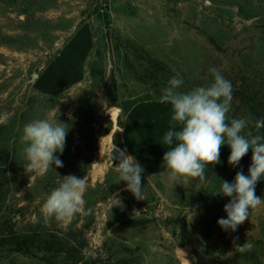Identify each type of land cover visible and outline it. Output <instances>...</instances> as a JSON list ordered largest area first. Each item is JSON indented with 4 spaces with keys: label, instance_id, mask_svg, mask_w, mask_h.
<instances>
[{
    "label": "rangeland",
    "instance_id": "obj_1",
    "mask_svg": "<svg viewBox=\"0 0 264 264\" xmlns=\"http://www.w3.org/2000/svg\"><path fill=\"white\" fill-rule=\"evenodd\" d=\"M83 23L94 35L85 77L46 94L39 75ZM150 59L165 67L161 95L172 77L187 92L218 70L232 84L228 120L244 115L248 103H264V0H0V264H183V255L195 264H264V204L235 232L217 223L231 198L214 193L251 164L230 165L227 144L203 180L173 184L166 167L144 170V200L119 181L115 157L128 154L117 131L111 158L107 111L121 97L153 91L141 83ZM37 119L67 125L55 153L63 167L28 170L22 130ZM67 175L87 178L91 212L45 219L42 205ZM255 194L264 199V179ZM234 237L253 249L237 252Z\"/></svg>",
    "mask_w": 264,
    "mask_h": 264
},
{
    "label": "clouds",
    "instance_id": "obj_2",
    "mask_svg": "<svg viewBox=\"0 0 264 264\" xmlns=\"http://www.w3.org/2000/svg\"><path fill=\"white\" fill-rule=\"evenodd\" d=\"M213 82L207 86H198L187 92L179 89L184 81L178 77L169 79L167 87L162 89L161 103L172 107L170 128L163 136V143L168 151L163 156V163L173 184L187 182L189 178H205L208 165L220 163L222 146L230 147L228 163L239 165L241 159L251 150V164L248 175L238 171L233 183L222 181L214 194L230 197L224 205L227 218L218 219V225L225 231L235 232L239 225L248 218L251 210L264 204V199L255 194L257 183L264 179V135L258 134L264 128V119L253 117L233 118L228 120L227 113L232 101V84L218 70L210 69ZM256 130L254 134L252 129ZM67 125L48 119H37L27 123L22 130V155L28 162V170L37 173L47 172L53 168L63 167V162L55 155L62 153L66 143ZM112 160L113 145L110 148ZM119 164L115 166L119 181L126 182V190L138 200L143 199V167L133 156L120 151L115 157ZM87 190V178L67 175L60 184L46 197L41 211L45 219L54 218L65 222L77 214H87L84 194ZM115 206L119 205L116 200ZM239 253L249 252L254 245L245 242L236 244Z\"/></svg>",
    "mask_w": 264,
    "mask_h": 264
},
{
    "label": "crops",
    "instance_id": "obj_3",
    "mask_svg": "<svg viewBox=\"0 0 264 264\" xmlns=\"http://www.w3.org/2000/svg\"><path fill=\"white\" fill-rule=\"evenodd\" d=\"M94 48L93 30L88 23L80 25L53 59L39 82L46 94H57L77 85L85 77L86 64ZM118 109V136L128 155L133 156L145 172L165 168L163 156L168 145L163 136L170 128L172 107L147 90L121 97Z\"/></svg>",
    "mask_w": 264,
    "mask_h": 264
},
{
    "label": "trees",
    "instance_id": "obj_4",
    "mask_svg": "<svg viewBox=\"0 0 264 264\" xmlns=\"http://www.w3.org/2000/svg\"><path fill=\"white\" fill-rule=\"evenodd\" d=\"M164 70H165V67L163 66V64L159 63L158 61H155L154 59H150L149 61H147V65H145L142 75H141L142 76L141 83L151 87V89L159 97H161V93L159 92L158 89L160 86H163L165 84L164 83V79H165ZM244 92H248V90H245ZM252 102L246 105V106L249 105L247 107V113H245L244 115L240 117L239 115H237L238 113H234L230 117V120L233 118H243V117H248V116L253 117L254 119H257V120L264 119V103L260 101L259 102L255 101L254 107H251L250 104H252ZM252 131L254 134H257L254 128L252 129ZM258 134L264 135V128L260 129ZM251 155H252V152L251 150H249V152L242 158V160L248 163H251ZM0 222H3V221L0 220ZM0 226H1V223H0Z\"/></svg>",
    "mask_w": 264,
    "mask_h": 264
},
{
    "label": "water",
    "instance_id": "obj_5",
    "mask_svg": "<svg viewBox=\"0 0 264 264\" xmlns=\"http://www.w3.org/2000/svg\"><path fill=\"white\" fill-rule=\"evenodd\" d=\"M37 77H38V74L35 73L33 75L31 81H33ZM117 78L120 81V77L118 74H117ZM107 113L110 116V119L112 121V129L109 132V141H110L111 145L114 146L115 145L114 144V136L117 133V131L120 129L119 118H118V109L116 107L110 108V109H108ZM181 261L183 264H195L193 259L187 255H183L181 257Z\"/></svg>",
    "mask_w": 264,
    "mask_h": 264
}]
</instances>
